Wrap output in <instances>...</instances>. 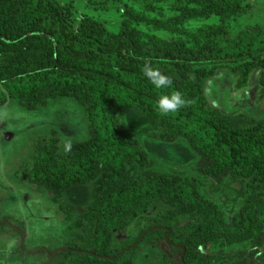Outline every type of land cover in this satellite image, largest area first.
<instances>
[{"label": "trees", "instance_id": "trees-1", "mask_svg": "<svg viewBox=\"0 0 264 264\" xmlns=\"http://www.w3.org/2000/svg\"><path fill=\"white\" fill-rule=\"evenodd\" d=\"M203 1L217 11L235 9L242 0ZM125 25L122 21V30L110 32L101 22L87 19L75 28L57 0H0V104L16 98L35 106L53 94L69 93L85 108L90 129L63 159L54 132L40 137L31 154L29 180L46 187L59 208H81L70 228L84 223L90 227L47 252L58 256L54 264L110 263L114 230L162 203L174 213H201L198 230L180 240L162 222L144 229L163 264H207L210 255L197 250L198 240H237L262 228L254 210L264 204V115L210 106L204 82L220 68L232 74V88L239 91L248 89L255 76L254 103H259L264 98V25L239 30L225 45L195 47L139 42ZM145 62L169 75L172 87L156 89L143 75ZM173 90L191 103L163 115L156 101ZM129 112L156 125L161 140L185 138L199 153L204 176L250 179V192L230 223L220 219L193 179L148 168L141 145L120 126V115ZM130 165L136 170L130 171ZM159 257L150 264H157Z\"/></svg>", "mask_w": 264, "mask_h": 264}, {"label": "rangeland", "instance_id": "rangeland-1", "mask_svg": "<svg viewBox=\"0 0 264 264\" xmlns=\"http://www.w3.org/2000/svg\"><path fill=\"white\" fill-rule=\"evenodd\" d=\"M68 19L77 28L87 19L99 21L106 30L125 29L143 43L163 41L178 47L203 44L225 45L247 26L264 25V0H242L231 10L208 9L203 0H57ZM255 76L246 90L232 88V74L220 68L204 82V94L210 106L223 112L243 110L264 115V98L254 103ZM120 126L139 142L148 159V168L173 172L195 181L200 195L211 201L220 219L230 223L250 192V179L224 175L221 180L200 173L199 153L183 137L170 141L156 136L157 126L133 112L120 115ZM57 134L58 157L63 159L64 143L86 139L90 134L83 105L69 93H57L42 104L28 106L16 98L0 104V264H54L58 256L47 250L60 249L77 233L85 234L89 225L70 228L80 207L65 211L42 184L31 182L32 153L40 137ZM130 171L136 167L129 166ZM91 182L85 187L89 189ZM63 201V200H62ZM262 228L250 237L226 240L221 236L202 238L198 251L210 255L207 264H264V204L255 206ZM201 213H174L166 205L155 203L129 224L115 229L111 262L107 264H150L161 254L154 239L146 235L147 226L160 222L176 240L197 231ZM159 257L157 264H163Z\"/></svg>", "mask_w": 264, "mask_h": 264}, {"label": "clouds", "instance_id": "clouds-1", "mask_svg": "<svg viewBox=\"0 0 264 264\" xmlns=\"http://www.w3.org/2000/svg\"><path fill=\"white\" fill-rule=\"evenodd\" d=\"M143 75L156 89L171 88L173 81L169 75L164 74L159 67H154L151 63L145 62L142 67ZM190 100L186 99L182 92L173 90L169 94H161L156 105L163 115L175 113L181 108L189 106ZM63 151L69 153L72 151V143L70 141L64 143Z\"/></svg>", "mask_w": 264, "mask_h": 264}]
</instances>
